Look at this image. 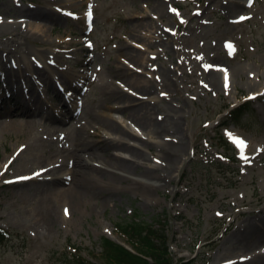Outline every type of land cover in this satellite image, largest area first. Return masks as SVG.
Listing matches in <instances>:
<instances>
[{
    "label": "rangeland",
    "instance_id": "1",
    "mask_svg": "<svg viewBox=\"0 0 264 264\" xmlns=\"http://www.w3.org/2000/svg\"><path fill=\"white\" fill-rule=\"evenodd\" d=\"M152 1L0 0V60L20 58L18 80L6 77L0 88L19 91L31 74L48 75L60 64L67 75L52 72L64 78L65 98L75 99L67 103L72 121L57 133L44 122L27 124L21 112L6 114L9 106L0 108L6 111L0 121L9 124L0 130V227L13 232L10 241L0 244V264H65L63 255L79 253L89 259L99 256L104 238L131 249L117 225L134 219L165 228L173 264H234L247 253L229 241L243 221L264 209V0H165V18L154 14ZM236 3L244 6L233 10ZM243 16L247 20L235 21ZM126 51L140 54L146 64L128 65L132 59ZM123 68L135 78L156 82L152 94L161 103L152 102L154 116L165 117L161 107L177 109L171 114L187 137L186 150L165 180L155 183L159 187L124 181L111 199L100 194L73 214L60 207L58 221L48 223L43 214L47 203L36 192L23 193L16 177L21 172L31 177L28 161L43 159L47 166L63 155L70 149L65 145L69 135L93 116L111 114L134 127L112 109L120 106L116 96L136 93L121 79L117 69ZM44 85L49 92L36 94L52 106V114L65 112L62 94L51 88L52 82ZM260 93L242 115L241 128L230 124L218 130L231 120L232 110ZM94 132L105 134L99 124ZM229 135L240 137L249 149L236 147ZM222 136L229 146L221 145ZM170 138L160 140L166 145ZM145 151L148 165L166 169L158 157L161 147ZM42 172L37 181L49 178L46 169Z\"/></svg>",
    "mask_w": 264,
    "mask_h": 264
},
{
    "label": "bare ground",
    "instance_id": "2",
    "mask_svg": "<svg viewBox=\"0 0 264 264\" xmlns=\"http://www.w3.org/2000/svg\"><path fill=\"white\" fill-rule=\"evenodd\" d=\"M151 5L155 12L154 14L159 15L160 18H165L169 15L167 1L153 0ZM241 6L243 7L244 4L236 3L233 6V10H238ZM41 14L45 17L48 16L45 12H41ZM147 23L149 22H142V25L149 26ZM153 25L156 24L152 23ZM126 52L127 56L132 59L128 65L134 64V62L146 64L140 54L136 55L130 51ZM38 54L42 56L40 52ZM19 61L20 58L18 57L7 62L0 60L2 77L18 80L19 75H17L15 70L19 69ZM122 70L124 68L117 69L121 79L124 80L129 89L134 90L136 93L125 91L121 95L117 94L119 96L115 98L120 106L112 107V109L119 111L124 117L129 119L135 128L129 127L130 124L125 125L111 114L93 116L90 122L84 123L85 126L73 130L72 136L69 135L70 133L68 134L70 139H66L65 145L70 149H66L63 155H59L54 160H52L51 156L49 160L52 161L47 163V166L43 159L28 161L31 164L28 169L31 175L29 180L21 179V177L25 176L24 172H21L16 177L18 178L16 182L18 185L16 186L23 193L36 192L47 203V208H45L43 214L46 211L44 220L48 223L50 221H53V223L58 221L56 219L60 217V207L62 211L66 208L71 211L81 205L83 206L87 201H96L100 194L111 199L114 192H117L118 184H122L124 181L133 180L143 186L150 184L151 187H159L155 183H162L165 180V175L177 166L181 160V154L186 150L187 137L183 135L182 127L179 125L176 116L171 114L177 109L172 106L161 107L162 109L160 110L163 112L161 114L165 117L158 115L159 113L154 116V111L157 110V107L152 106V102H159V106L161 103L160 99H157L159 96L153 98L152 94V91L157 86L156 82L153 80L143 81L131 76L130 72H123ZM164 71L168 79L170 73L166 68H164ZM213 72V70L209 72V79L214 82L217 73ZM72 80V85L74 86L77 77L75 76ZM39 85V89H41L43 83ZM105 88L109 89L110 87L106 86ZM165 88L167 90L172 89L169 85ZM57 91L61 93L60 90ZM104 93H107V90ZM112 93L113 91H110L108 95ZM25 102L27 103L20 104V102H17L13 108L4 109L8 110L7 112L0 111V116L2 112H6V114L9 112H21L24 116L23 118L27 119V124L37 125L44 122L46 126H49L50 132L56 130L55 133L61 130V127L66 125V123L70 124L74 117H67L69 114L68 101H65L62 106L65 112L61 110L59 114H52V106H49L40 95H34L33 99ZM98 124L103 126L105 134L94 132V127ZM4 125L9 124L1 120L0 130ZM90 128L92 130L89 131L88 129ZM66 131L62 130L63 133ZM169 135L171 136L170 143L164 145V141L160 139ZM50 136L55 135L52 134ZM229 138L242 151L249 149L236 143L237 140L243 141L240 137L230 135ZM134 139L136 140L135 142L132 141ZM70 140L73 149L69 143ZM152 147H161V156L158 157L161 158L162 164L167 166L166 169H161L157 164H147V152L145 149L152 150ZM114 150H119L127 155L115 154L113 153ZM21 153L23 154V151L16 158L20 159ZM23 163L21 160V164ZM43 169H46V175H49V178L42 182L37 181L38 177L43 175ZM0 171L2 172L3 169H0ZM33 183L36 184L31 188L30 186H33ZM263 211L264 209L254 219L243 221L229 241L232 242L233 247L237 245L240 251H247V253L238 256L234 264H264V234L261 236L260 227H257V222H260L258 225L264 223V215L260 217ZM71 213L73 214V211Z\"/></svg>",
    "mask_w": 264,
    "mask_h": 264
},
{
    "label": "trees",
    "instance_id": "3",
    "mask_svg": "<svg viewBox=\"0 0 264 264\" xmlns=\"http://www.w3.org/2000/svg\"><path fill=\"white\" fill-rule=\"evenodd\" d=\"M248 110H250L249 104L232 111L230 122L232 121L239 127L242 114ZM229 124L224 122L223 126ZM221 145H228L223 137H221ZM117 228L123 236L127 237L134 252L119 243L104 238L99 256L93 257L90 254L92 257L87 259L79 252L78 255L73 256L63 255L65 264H173L165 228H156L154 224L137 221V219L131 220L128 224H118ZM12 234V231L0 228V244L10 241L13 238ZM97 258L100 261H97Z\"/></svg>",
    "mask_w": 264,
    "mask_h": 264
},
{
    "label": "snow or ice",
    "instance_id": "4",
    "mask_svg": "<svg viewBox=\"0 0 264 264\" xmlns=\"http://www.w3.org/2000/svg\"><path fill=\"white\" fill-rule=\"evenodd\" d=\"M88 15H89V17H91V12H89ZM241 19H245V18L244 17H241ZM225 79L227 80V77H225ZM236 143L242 146L244 142L241 141V140H237ZM21 179H28V178L27 177H23Z\"/></svg>",
    "mask_w": 264,
    "mask_h": 264
}]
</instances>
